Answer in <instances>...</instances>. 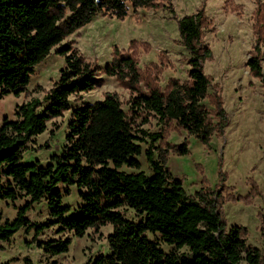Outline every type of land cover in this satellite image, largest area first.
<instances>
[{"label":"trees","instance_id":"obj_1","mask_svg":"<svg viewBox=\"0 0 264 264\" xmlns=\"http://www.w3.org/2000/svg\"><path fill=\"white\" fill-rule=\"evenodd\" d=\"M255 3L254 41L246 65L252 76L260 77L264 1ZM141 7L165 9L175 19L188 54L187 78L169 76L161 86L158 75L168 65V58L159 53L156 61L140 67L137 53L149 47L144 41L130 40L126 50L113 46L104 65L83 57L69 40L60 44L95 16L123 19L129 9ZM209 28L211 21L204 14L203 3L195 12L178 17L169 0H0V99L8 93H26L34 67L54 46V53L64 61L57 80L43 95L47 103L41 110H37L40 100L31 99L16 106L15 119H0V201L26 197L14 206L12 218L3 217L0 211L1 241L20 228L32 230L31 242L42 252L56 255L68 250L71 237L38 239L44 229L55 226L58 232L82 236L87 229L98 231L110 224L106 235L109 252H99L81 264H127V251L137 264H264V212L259 214L262 247L248 244L246 227L227 226L218 209L231 194L208 185L189 194L166 166L169 152H188L186 138L172 143L167 139L169 130H184L208 144L212 134L223 132L227 121L217 83L203 70L204 61L211 56L202 39ZM103 76H113L128 90V109L122 108L113 92L70 106V95L90 91ZM67 110L61 151L49 155L44 165L36 160L22 162L26 142L44 131L47 120ZM149 117L156 118V131L141 127ZM144 141L147 147L142 150ZM142 152L150 174L140 169L136 156ZM122 166L136 170L125 172ZM71 186L81 200L73 213L62 202ZM42 199L48 218L30 220L26 212ZM123 206L131 208L137 219L125 217ZM159 241L169 249L164 250ZM22 260L33 264L26 256Z\"/></svg>","mask_w":264,"mask_h":264},{"label":"rangeland","instance_id":"obj_2","mask_svg":"<svg viewBox=\"0 0 264 264\" xmlns=\"http://www.w3.org/2000/svg\"><path fill=\"white\" fill-rule=\"evenodd\" d=\"M169 3L178 17L195 12L203 3L204 14L211 21V28L204 30L202 36L203 42L211 50V56L203 63V70L217 83L227 121L223 132L212 134L208 144L184 130H169L167 139L172 143H179L186 138L188 152L180 155L169 152L166 166L173 176L181 179L182 186L189 194L201 185L222 187L223 194H231V199L226 197L227 201L222 202L218 208L227 226H245L246 242L262 247L259 214L264 212V50L260 59V77L252 76L246 65L254 41L252 13L255 0H169ZM133 39L149 44L147 50L140 49L137 53L140 67L156 61L159 53L168 58V65L158 75L161 86H164L169 76L181 80L187 78V51L178 36L175 19L162 8L129 9L123 19L95 16L60 44L69 40L83 57L104 65L111 58L113 46L126 50L129 41ZM55 47L34 67L26 93H8L0 99V119L4 116L15 119L16 106L31 99L40 100L38 111L46 105L43 95L57 80L59 69L64 65L63 56L54 53ZM108 92L115 93L122 108L128 109L129 92L113 76H103V81L88 92H81L78 96L70 95V106L101 99ZM68 120L69 110L60 117L47 120L44 131L26 142L27 149L23 152L22 162L36 160L44 165L49 162V155L59 153L64 144ZM141 127L151 132L156 131L159 124L156 118L149 117L148 122ZM141 146L143 150L147 143L141 142ZM136 157L140 161V169L150 174L144 153ZM121 169L125 172L136 170L125 166ZM70 189V194L63 196L62 202L68 204L69 213H73L81 200L76 194V188L71 186ZM25 199L0 201L2 216L12 218L16 211L14 206L22 204ZM121 209L125 217L137 219L131 208L123 206ZM47 211L46 202L42 199L33 202L26 215L32 221H44L48 218ZM111 228L107 224L98 231L87 229L82 236H72L66 230L58 232L55 226L44 229L37 236L38 239L71 237L68 250L56 255L42 252L31 242L32 230L25 232L20 228L8 240H0V262L23 264L22 257L26 256L33 264H81L99 252H109L106 235ZM159 243L164 250L169 249L167 244L162 241ZM125 259L127 264H137L129 251Z\"/></svg>","mask_w":264,"mask_h":264}]
</instances>
